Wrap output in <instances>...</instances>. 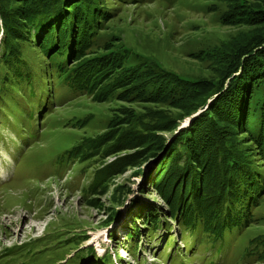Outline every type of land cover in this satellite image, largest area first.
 Wrapping results in <instances>:
<instances>
[{
	"label": "rangeland",
	"instance_id": "1",
	"mask_svg": "<svg viewBox=\"0 0 264 264\" xmlns=\"http://www.w3.org/2000/svg\"><path fill=\"white\" fill-rule=\"evenodd\" d=\"M97 1L109 15L97 36L108 46L97 54H121V72L128 75L122 87L114 88L111 78L103 90L98 83L86 94L78 80L63 84L67 76L53 71L40 84L45 104L39 110L25 83L18 86L23 96L0 93V264H103L108 254L115 264H264V187L248 210V222L224 240L212 243L200 231L189 235L170 218L169 230L149 228L147 236L130 204L137 200V209L169 215L163 196L150 184L154 171L148 167L158 161L156 168L165 153L153 156L156 141L177 136L202 109L165 130L169 117L184 112L181 103L132 95L138 86L129 76L130 69L148 64L193 81L217 77L224 61L214 59L228 58L235 43L264 27V0ZM2 35L4 30L0 43ZM42 56L32 61L44 64ZM80 61H71V67ZM132 121L146 134L141 145L131 143L130 132L116 138ZM256 163L264 173V160ZM98 177L104 178L92 191ZM32 224L39 227L32 230ZM136 225L143 244L138 241L134 251L128 236Z\"/></svg>",
	"mask_w": 264,
	"mask_h": 264
},
{
	"label": "trees",
	"instance_id": "2",
	"mask_svg": "<svg viewBox=\"0 0 264 264\" xmlns=\"http://www.w3.org/2000/svg\"><path fill=\"white\" fill-rule=\"evenodd\" d=\"M106 10L97 0H0V30H4L0 93L23 96L18 86L25 83L39 110L45 104L41 85L53 71L67 76L63 84L78 80L86 94L95 91L98 83L103 90L111 78L114 88L122 87L128 75H122L121 54H97L108 46L97 39L109 21ZM247 35L228 50V58L222 54L214 59L224 61L217 66L215 78L188 80L163 68L155 71L148 64L130 69L129 76L138 86L132 95L151 102L181 103L184 112L169 117L165 130L176 129L178 120L202 109L189 117L191 122L186 129L180 127L177 136L166 143L156 141L153 156L160 150L165 153L156 168H149L154 171L150 184L163 196L169 215L148 210L140 215L147 236L149 228L154 233L160 227L169 230L170 218L189 235L200 231L216 243L248 222V210L263 194L262 163L256 162L264 160V27ZM40 54L46 58L44 64L32 61ZM78 58L81 61L71 67L70 62ZM34 108L28 111L29 118H34ZM28 126L36 130L33 124ZM127 132L135 137L132 144L141 145L146 138L135 121L119 130L116 138ZM103 178L98 177L90 189L99 188ZM141 233L136 225L128 236L134 240L128 243L134 251L140 247L138 241L143 244Z\"/></svg>",
	"mask_w": 264,
	"mask_h": 264
},
{
	"label": "bare ground",
	"instance_id": "3",
	"mask_svg": "<svg viewBox=\"0 0 264 264\" xmlns=\"http://www.w3.org/2000/svg\"><path fill=\"white\" fill-rule=\"evenodd\" d=\"M157 3H155V4H153V6L152 7H154L155 5H156ZM132 16H134V14H132ZM211 101H212V99H211ZM1 103V102H0ZM15 110V109H14ZM16 111V110H15ZM145 176H146V179H147V181L149 180L150 181V177H149V174H145ZM153 187L151 186V189H152ZM136 204H137V200H134L131 204H130V207L131 208H133V209H135V210H137V215H142L145 211H144V209L142 208V207H139V209H137V208H135V206H136ZM31 225V224H30ZM32 230H36L38 227H39V224H32ZM142 234V233H141ZM115 233H112V235H111V240H114L115 239ZM129 239H130V237H128ZM134 243V240H132V239H130V241H129V244L131 245V244H133ZM92 249V248H91ZM93 250V249H92ZM160 251V250H159ZM173 251H175V250H173ZM173 251H170V252H173ZM82 252V251H81ZM92 252H94V251H91V253ZM175 253V252H174ZM168 254V253H167ZM84 255H82V257H83ZM119 257L120 256H117V261L119 260ZM173 258H174V256H173ZM100 260V259H99ZM103 264H115L114 262H113V258H112V256L110 255V254H108L107 256H105L104 258H103ZM107 262H109V263H107ZM121 262V261H120ZM166 262H167V259H166ZM76 264V263H75Z\"/></svg>",
	"mask_w": 264,
	"mask_h": 264
},
{
	"label": "water",
	"instance_id": "4",
	"mask_svg": "<svg viewBox=\"0 0 264 264\" xmlns=\"http://www.w3.org/2000/svg\"><path fill=\"white\" fill-rule=\"evenodd\" d=\"M190 121H191V120H190ZM161 156H162V155H161ZM159 159H160V158H159ZM157 162H158V161L152 162V163L149 165L148 168H150L152 165H153V166H154V165L156 166Z\"/></svg>",
	"mask_w": 264,
	"mask_h": 264
}]
</instances>
